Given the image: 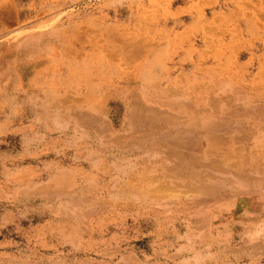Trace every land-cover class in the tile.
Instances as JSON below:
<instances>
[{"label": "rangeland", "instance_id": "374dc122", "mask_svg": "<svg viewBox=\"0 0 264 264\" xmlns=\"http://www.w3.org/2000/svg\"><path fill=\"white\" fill-rule=\"evenodd\" d=\"M28 1L29 13L19 18V0H0V80L16 81L22 69L28 73L30 68L19 66L15 52L22 42L35 49L38 90H44L46 76L56 81L54 90L63 87L59 78L68 76L75 96L84 77L98 76L101 97H116L126 113L116 122H140L146 116L154 125L163 118L188 122V113L195 110L194 187L179 193L163 188L177 180L167 179L156 138L149 143L147 167L132 164L134 171L144 167L156 176L152 188L159 190H152L149 214L161 215L158 208H165L164 218L213 220V234L221 227L216 224L226 221L229 264H264V114L259 112H264V0ZM222 26L227 32L216 33ZM1 101L16 102L8 95H0ZM71 102L77 100L66 99L65 122H74L75 116L67 115L70 106L76 107ZM107 113L101 109L102 123L108 122ZM16 118L13 109L0 107V250L7 252H12L14 237L28 234V220L22 221L20 232L6 197L15 187L28 186V174H35L29 171L32 163L41 161L37 172L43 174L57 170L44 165V151L36 153L37 145L29 141L35 132L28 116L21 117V131ZM70 133L52 141L53 155L59 154L65 168L70 153L78 149L67 142ZM100 163L101 174H115L107 156ZM14 174L26 177L19 180ZM180 204L187 210H168ZM243 223L250 232L241 233L236 225Z\"/></svg>", "mask_w": 264, "mask_h": 264}, {"label": "crops", "instance_id": "0c3cea01", "mask_svg": "<svg viewBox=\"0 0 264 264\" xmlns=\"http://www.w3.org/2000/svg\"><path fill=\"white\" fill-rule=\"evenodd\" d=\"M19 1L23 6L20 18L29 13L30 1ZM227 30L222 26L216 28V33ZM15 52L21 58L17 60L19 66L30 69L28 73L22 69L16 81L0 80L1 97L8 95L16 100L1 101L0 107L2 111L6 107L13 109L19 131L22 115L28 116L29 129L35 132L29 135V141L37 145L36 153L44 151V165H56L57 170L43 174L37 172L41 161L32 163L29 171L35 174H28V186L19 185L6 197V208L12 210L20 232L22 221L28 220L24 228L28 234L13 238L12 252L0 250V264H229L226 221L216 224L221 227L213 234V220H198L193 215L164 218L165 208H158L161 215L150 216L149 199L156 189L152 188L156 176L144 172V167L132 169L134 162L147 167L149 143L156 138L157 154L169 171L167 179L177 180L163 187L176 188L178 193L194 187L196 174H191V164L196 163L197 151L195 110L188 113V122L163 118L154 125L149 116L140 122H116L122 112L126 113L116 104V97H101L98 76L84 77L75 96L68 76L59 78L66 90H54L52 84L56 81L51 76H46L44 90H38L35 49L21 42ZM66 99L77 100L71 102L76 107L70 106L67 114L75 116L74 122H65ZM102 99L106 100L103 105ZM102 108L108 112L106 123L101 122ZM43 116L45 122H37ZM67 130L73 132L67 142L75 143L78 149L70 153L71 163L65 168L58 162L59 154L53 155L52 141L63 140L62 132ZM102 156L114 163L115 174H101ZM186 163L189 174L185 172ZM17 175L19 180L26 177L14 174ZM192 207L188 205L189 212ZM168 210L182 212L187 208L180 204ZM236 226L242 234L250 232L244 223ZM2 243L4 238L0 237ZM10 255L11 261H4Z\"/></svg>", "mask_w": 264, "mask_h": 264}, {"label": "bare ground", "instance_id": "6f19581e", "mask_svg": "<svg viewBox=\"0 0 264 264\" xmlns=\"http://www.w3.org/2000/svg\"><path fill=\"white\" fill-rule=\"evenodd\" d=\"M258 107H259V106H258ZM260 108H261V107H259V109H260ZM262 108H263V107H262ZM155 110H157V109H155ZM261 110H262V109H261ZM263 110H264V109H263ZM153 111H154V109H153ZM157 111H158V110H157ZM161 112H162V111H161ZM259 112H260L261 115H262V113L264 114L263 111H262V112L259 111ZM259 112H258V114H259ZM170 115H171V114H170ZM261 115H260V116H261ZM262 120H263V119H262ZM91 123H92V122H91ZM106 129H107V128H106ZM258 161H259V160H258ZM236 162H237V161H236ZM246 162H247V161H246ZM236 164H237V163H236ZM236 164H234V165H236ZM232 165H233V164H232ZM215 166H216V165H215ZM235 174H236V173H235ZM207 176H208V175H207ZM160 177H161V176H160ZM255 179H257V178H255ZM229 180H230V179H229ZM231 181H232V180H231ZM177 186H178V185H177ZM185 186H186V185H185ZM207 186H208V185H207ZM160 187H162V186H160ZM160 187H159V188H160ZM202 187H203V186H202ZM163 188H164V187H163ZM168 188H169V187H168ZM210 188H211V187H210ZM156 189L159 190V189L157 188V186H156ZM166 189H167V187H166ZM188 189H189V188H188ZM188 189H187V190H188ZM153 190H154V189H153ZM162 190H163V189H162ZM207 199H208V198H207ZM211 203H212V202H211ZM260 225H261V224H260ZM257 226H258V225H257ZM202 227H204V226H202ZM263 238H264V237H263ZM261 239H262V238H261ZM250 241H251V240H250ZM255 243H257V241H256ZM249 244H250V243H249ZM251 244H252V243H251ZM258 244H259V243H258ZM261 244H262V243H261ZM263 246H264V245H263ZM250 247H251V246H250ZM254 247H255V246H254ZM245 248H246V247H245ZM251 249H253V248H251ZM254 249H255V248H254ZM256 249H257V248H256ZM236 250H238V249H236ZM263 250H264V248H263ZM263 250H262V251H263ZM234 251H235V250H234ZM258 253H259V252H258ZM261 253H262V252H261ZM263 253H264V251H263ZM253 254L255 255V253H253ZM249 255H250V254H249ZM262 255H263V254H262ZM239 258H240V257H239ZM261 258H262V257H261ZM259 259H260V258H259ZM259 264H260V263H259Z\"/></svg>", "mask_w": 264, "mask_h": 264}]
</instances>
